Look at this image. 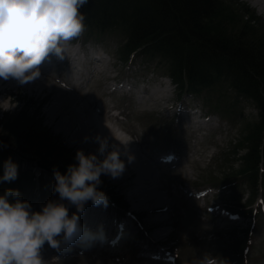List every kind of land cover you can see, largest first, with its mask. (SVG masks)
<instances>
[{
	"label": "rangeland",
	"instance_id": "374dc122",
	"mask_svg": "<svg viewBox=\"0 0 264 264\" xmlns=\"http://www.w3.org/2000/svg\"><path fill=\"white\" fill-rule=\"evenodd\" d=\"M260 1L264 3V0ZM214 20L226 32L237 33L243 29L245 37L258 40L264 47V10L256 6L254 0H220V10ZM85 30L89 50L98 52L102 62L94 67L95 77L87 90L78 88L75 90L78 92H72L73 108L87 102L83 107L84 113L91 112L93 105L91 108L88 106L91 99L94 106L96 103L103 107H118L123 111L124 120L111 121L137 139V147L134 146L137 153L149 161L151 157L174 150L178 153L175 155L178 160L162 164L151 162L153 172H149L150 178L143 179L148 190L147 193L141 192L143 196L134 192L138 173L133 168L116 179L102 175V183L98 187L108 197L107 207L94 206L89 201L83 212L87 217L95 218L103 216V211H106L117 219V224L130 216V221L138 220L136 230L133 233L127 230L128 236L125 237L128 241L121 248L119 245L107 252L86 251L82 256H64L48 264H199L206 252L218 254L227 259L228 264H264V156L261 153V136L256 128L258 110L254 104L236 94L225 81H218L199 95L185 93L178 99V89L174 90L175 86L169 83L165 66L157 61L147 63L142 57L134 58L130 63L127 61L124 31L112 29L102 35L96 27ZM68 43L64 49L70 48V52L76 48ZM83 60L84 56L78 53L73 59L79 63ZM55 70L57 72L54 71L53 76L52 71L42 72L46 80H50L48 83H52V78L64 77L61 65L56 64ZM142 78L146 80L141 89L137 82ZM120 83L123 87L118 89ZM134 83L135 86H129ZM7 84L0 86V91H3L0 95V132L7 135L14 145L17 138H21L22 142H17L20 147L36 151V154L27 151L29 157L21 164L28 166L31 160L33 178L13 189H17L21 199L30 202L38 211L47 200L58 199V194L52 191L55 180L48 162H55L56 165L52 166H59L58 169L64 173L69 163H76V149L87 154L95 152L97 145L83 143L75 137V132L81 128L79 121L65 130L60 123L61 114L53 117L51 108L56 107L54 99L60 90L56 89V82L52 83V91L46 88L43 94L36 90L38 86L19 85L16 88ZM160 84L161 88L170 85L171 93L167 91L166 96L169 101L163 98L160 100L165 104L153 105L146 91L157 89ZM138 95H143L142 104L138 103ZM184 103L189 105L188 113H184L183 122L175 125L174 117H179V106ZM144 108L155 109L141 111ZM204 113L210 115L211 123L205 128L201 124L194 127L197 125L194 122H198ZM86 134L92 135V132L89 130ZM257 152V184L254 188L249 175L254 166L253 155ZM39 171L41 174L36 177ZM151 180L155 184L149 191ZM188 187L195 190L209 187L212 190L204 200L196 201L190 191L182 189ZM160 194L165 196L159 204L156 198ZM146 196L150 197L149 201L143 200ZM163 205L168 207L165 212L149 211ZM207 207H225L238 219L231 221L207 210ZM163 229L168 232L165 238L155 233V230L161 233ZM132 235H135L134 239ZM154 241H166L165 245L169 244L174 252V259L160 263L145 258L142 251L158 249Z\"/></svg>",
	"mask_w": 264,
	"mask_h": 264
},
{
	"label": "clouds",
	"instance_id": "9594fccd",
	"mask_svg": "<svg viewBox=\"0 0 264 264\" xmlns=\"http://www.w3.org/2000/svg\"><path fill=\"white\" fill-rule=\"evenodd\" d=\"M88 0H0V80H13L25 86L42 79L40 66L54 54L63 58L64 45L85 30L80 9ZM83 143L97 145L95 152L76 149V163L64 173L52 169V191L58 199H49L34 210L21 199L17 189L5 188L0 194V264H48L42 250L47 244L56 252L80 242L83 247L103 240L102 230L93 233L80 222L90 201L94 206L108 205L106 193L99 189L101 176L119 178L135 161L128 137L113 139L99 132L85 134ZM18 166L8 158L3 164L0 182L17 178ZM69 207L75 211L69 213ZM199 264H228L227 259L206 252Z\"/></svg>",
	"mask_w": 264,
	"mask_h": 264
},
{
	"label": "trees",
	"instance_id": "16d2710c",
	"mask_svg": "<svg viewBox=\"0 0 264 264\" xmlns=\"http://www.w3.org/2000/svg\"><path fill=\"white\" fill-rule=\"evenodd\" d=\"M219 10L220 0H88L80 9L85 29L96 27L99 34L112 29L124 31V50L135 51L147 63L157 61L165 66L181 94L199 95L218 81H225L236 94L251 101L258 110L256 128L264 156V47L258 40L245 37L243 29L226 32L214 20ZM17 142L15 146L0 132V176L8 158L18 166L14 181L0 182V194L33 178L31 160L28 166L21 164L27 161L28 152L36 151L25 150ZM257 155H253L249 175L254 188ZM48 163L52 172L56 164Z\"/></svg>",
	"mask_w": 264,
	"mask_h": 264
},
{
	"label": "bare ground",
	"instance_id": "6f19581e",
	"mask_svg": "<svg viewBox=\"0 0 264 264\" xmlns=\"http://www.w3.org/2000/svg\"><path fill=\"white\" fill-rule=\"evenodd\" d=\"M256 4H258L260 6L261 10H264V3H262L260 0H255L254 1ZM57 95L55 96V103H56V107H52V115L53 117L55 115L61 114L59 115V117H61L60 119V123L62 124V127H64L65 130L67 129H71V126L76 122L79 121V125H81L80 131L77 130L75 132V137L76 138H80L82 140V137L86 134V131H91L92 134L94 133H101V134H107L110 135L113 139L120 137H128V134H126L122 128H120L119 126H115L113 123L106 121L105 117L100 116L101 120L98 118V114L97 112H85L84 110H77L74 109L72 106V102L73 99L70 96V93H67L64 90H58L57 91ZM89 102V100H88ZM87 104V102H86ZM90 105V103H89ZM66 115V116H65ZM97 115V116H96ZM85 123V124H84ZM99 125V126H98ZM119 129V130H118ZM130 151L132 153H134L135 155V161L131 164L127 166V173H128V169L131 167L133 168L135 171H137L136 173H138V177H136L135 179V183H134V192L135 193H139L141 194V192H145L147 193V189L145 188L146 186L143 185L146 184V182L144 181L146 178H150L149 176V172H153L152 167L150 166V164H152L151 160H147L144 157H142L141 153H137L136 149H134L133 147V142L130 144ZM136 147V146H135ZM147 166V167H146ZM148 167L150 168V170L148 171ZM144 179V180H143ZM155 184V181L151 180V182L148 184L149 186V191L153 189ZM143 196V194H141ZM165 195L160 194V196L158 197V199L156 198V202H158L159 204L161 203L160 199L163 198ZM150 200L149 196H146L143 198V200ZM150 211H155V209H151ZM44 258V257H43Z\"/></svg>",
	"mask_w": 264,
	"mask_h": 264
}]
</instances>
